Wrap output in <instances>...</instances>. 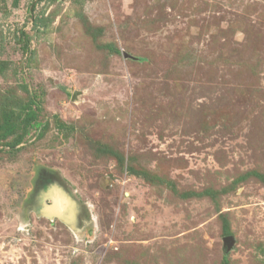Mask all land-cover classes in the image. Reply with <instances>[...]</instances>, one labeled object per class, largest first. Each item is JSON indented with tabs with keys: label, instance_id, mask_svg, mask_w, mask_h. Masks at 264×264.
I'll return each mask as SVG.
<instances>
[{
	"label": "rangeland",
	"instance_id": "374dc122",
	"mask_svg": "<svg viewBox=\"0 0 264 264\" xmlns=\"http://www.w3.org/2000/svg\"><path fill=\"white\" fill-rule=\"evenodd\" d=\"M0 61V264H264V0H0Z\"/></svg>",
	"mask_w": 264,
	"mask_h": 264
},
{
	"label": "trees",
	"instance_id": "16d2710c",
	"mask_svg": "<svg viewBox=\"0 0 264 264\" xmlns=\"http://www.w3.org/2000/svg\"><path fill=\"white\" fill-rule=\"evenodd\" d=\"M8 69L9 63L0 61V76ZM17 108L15 111L8 103V108L5 106L0 123V142H6L11 148L23 142L34 128L42 126L38 122L40 106L36 99H31L27 103H19ZM61 126L63 127L62 124ZM41 128L46 129L45 125ZM225 234H230V230L226 228Z\"/></svg>",
	"mask_w": 264,
	"mask_h": 264
},
{
	"label": "water",
	"instance_id": "95a60500",
	"mask_svg": "<svg viewBox=\"0 0 264 264\" xmlns=\"http://www.w3.org/2000/svg\"><path fill=\"white\" fill-rule=\"evenodd\" d=\"M65 211H66V206L62 205L60 203L57 204V201H56V203L53 207L47 208V211L45 212V214L49 217H51L53 215L61 217L62 213H64ZM230 240H231L230 236L226 238V241H228V244H229Z\"/></svg>",
	"mask_w": 264,
	"mask_h": 264
},
{
	"label": "flooded vegetation",
	"instance_id": "af4514ba",
	"mask_svg": "<svg viewBox=\"0 0 264 264\" xmlns=\"http://www.w3.org/2000/svg\"><path fill=\"white\" fill-rule=\"evenodd\" d=\"M41 213H42V211H41Z\"/></svg>",
	"mask_w": 264,
	"mask_h": 264
}]
</instances>
